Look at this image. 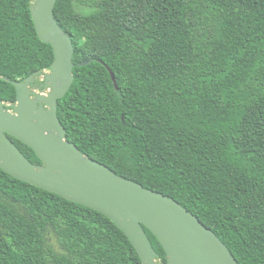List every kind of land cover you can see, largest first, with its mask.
Listing matches in <instances>:
<instances>
[{
    "label": "trees",
    "instance_id": "obj_1",
    "mask_svg": "<svg viewBox=\"0 0 264 264\" xmlns=\"http://www.w3.org/2000/svg\"><path fill=\"white\" fill-rule=\"evenodd\" d=\"M31 3L0 0L6 102L16 101L8 79L54 60ZM55 18L75 47L74 81L57 109L67 139L179 201L239 264H264V0H57ZM0 264L143 263L107 215L0 168Z\"/></svg>",
    "mask_w": 264,
    "mask_h": 264
},
{
    "label": "water",
    "instance_id": "obj_2",
    "mask_svg": "<svg viewBox=\"0 0 264 264\" xmlns=\"http://www.w3.org/2000/svg\"><path fill=\"white\" fill-rule=\"evenodd\" d=\"M56 2L32 0L38 37L52 45L54 60L49 69L8 79L16 88V101L0 99V168L107 215L129 237L143 264H161L145 228L159 240L167 264H239L220 237L179 201L118 175L67 139L57 109L74 81L75 47L55 18ZM107 68L118 89L114 72ZM41 72L48 90L38 92L31 86ZM10 136L30 146L41 164L29 160Z\"/></svg>",
    "mask_w": 264,
    "mask_h": 264
},
{
    "label": "rangeland",
    "instance_id": "obj_3",
    "mask_svg": "<svg viewBox=\"0 0 264 264\" xmlns=\"http://www.w3.org/2000/svg\"><path fill=\"white\" fill-rule=\"evenodd\" d=\"M44 79H45V72H41V73H38L36 75V88L35 90L38 91V92H42V91H47L48 88H46L45 86H39L40 83L44 82Z\"/></svg>",
    "mask_w": 264,
    "mask_h": 264
},
{
    "label": "flooded vegetation",
    "instance_id": "obj_4",
    "mask_svg": "<svg viewBox=\"0 0 264 264\" xmlns=\"http://www.w3.org/2000/svg\"><path fill=\"white\" fill-rule=\"evenodd\" d=\"M39 86L41 87V86H43V82L42 83H40L39 84ZM33 89H35L36 88V83L34 82V83H32V86H31Z\"/></svg>",
    "mask_w": 264,
    "mask_h": 264
}]
</instances>
